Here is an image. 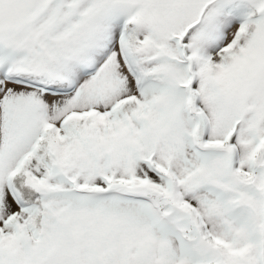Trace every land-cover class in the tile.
<instances>
[{
  "label": "snow or ice",
  "instance_id": "obj_1",
  "mask_svg": "<svg viewBox=\"0 0 264 264\" xmlns=\"http://www.w3.org/2000/svg\"><path fill=\"white\" fill-rule=\"evenodd\" d=\"M0 264H264V0H0Z\"/></svg>",
  "mask_w": 264,
  "mask_h": 264
}]
</instances>
